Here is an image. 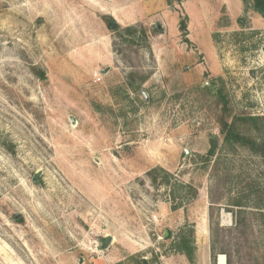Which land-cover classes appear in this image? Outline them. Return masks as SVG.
Returning a JSON list of instances; mask_svg holds the SVG:
<instances>
[{
  "label": "rangeland",
  "instance_id": "rangeland-1",
  "mask_svg": "<svg viewBox=\"0 0 264 264\" xmlns=\"http://www.w3.org/2000/svg\"><path fill=\"white\" fill-rule=\"evenodd\" d=\"M222 119L264 142L252 0H0V264H189V224L196 264H264V157Z\"/></svg>",
  "mask_w": 264,
  "mask_h": 264
},
{
  "label": "trees",
  "instance_id": "trees-1",
  "mask_svg": "<svg viewBox=\"0 0 264 264\" xmlns=\"http://www.w3.org/2000/svg\"><path fill=\"white\" fill-rule=\"evenodd\" d=\"M252 7L256 11H258L264 15V0H252ZM102 17L106 21H109L110 25H113L115 23V20L111 15H103ZM239 21L244 22L243 18H240ZM115 26L117 29L120 27V25H118V24L117 25L115 24ZM180 28H181V31L186 32V23L184 22V19L181 20ZM125 29L129 33H134V32H137L138 28H137V26L130 25V26L125 27ZM39 75H40V77L45 76V74L42 70L39 71ZM219 96L221 99L226 101L225 97L222 94H219ZM221 131L223 132L226 141L239 142L242 145L248 146L251 150H253L255 152H259L264 157V142H258L253 137L246 136V135L239 133L225 119L221 120ZM215 151H216V144L213 141L212 146L210 147V149L207 152V156H209V157L214 156ZM161 174H162V178H161L160 183H164V184L169 183L170 178L172 176L167 170H165L161 167H155V168H151L148 171V175L150 176L151 181H152V183H154V185H156L158 183L159 175H161ZM181 186L183 188H185V190H187V192L194 191L193 197L197 196V191L194 190V188H192L191 184H188V185L181 184ZM237 205L241 206L242 204L238 203ZM195 233H196L195 224L186 225L176 235L175 240L173 241V244H172L174 250L177 251L178 253L182 254L183 256H185V259L189 264H196V249H197V247L195 244L196 243ZM171 235L172 234L169 231L167 238H170ZM216 250L217 249H216L215 242L211 241V252H212L214 262H215V259L217 257V251ZM223 253L227 254L226 252H223ZM227 256H228V254H227ZM227 263H230L229 258L227 259ZM137 264H147V262L145 260H143V261L138 260Z\"/></svg>",
  "mask_w": 264,
  "mask_h": 264
},
{
  "label": "crops",
  "instance_id": "crops-1",
  "mask_svg": "<svg viewBox=\"0 0 264 264\" xmlns=\"http://www.w3.org/2000/svg\"><path fill=\"white\" fill-rule=\"evenodd\" d=\"M207 231L208 229L202 225H197L196 228V247H197V251H196V255H197V259L199 260L200 258V252L203 251V255L206 254L207 256L211 255V234H210V238L208 236V240H206V236H207ZM203 239V240H201ZM210 239V240H209ZM202 249V250H201ZM185 257V256H183ZM186 261V260H185Z\"/></svg>",
  "mask_w": 264,
  "mask_h": 264
},
{
  "label": "water",
  "instance_id": "water-1",
  "mask_svg": "<svg viewBox=\"0 0 264 264\" xmlns=\"http://www.w3.org/2000/svg\"><path fill=\"white\" fill-rule=\"evenodd\" d=\"M114 26H115V24H114ZM186 154L188 155L189 154V151L188 150H186ZM40 171H38L37 173H36V175L34 176V180L36 181L37 179H38V177L40 176ZM168 230H166V236L168 235ZM111 241H112V236L111 235H108V236H106L105 237V239H104V241H103V243H102V248H106L110 243H111Z\"/></svg>",
  "mask_w": 264,
  "mask_h": 264
},
{
  "label": "bare ground",
  "instance_id": "bare-ground-1",
  "mask_svg": "<svg viewBox=\"0 0 264 264\" xmlns=\"http://www.w3.org/2000/svg\"><path fill=\"white\" fill-rule=\"evenodd\" d=\"M226 263H227V260H226L225 254H220L218 258V264H226Z\"/></svg>",
  "mask_w": 264,
  "mask_h": 264
}]
</instances>
